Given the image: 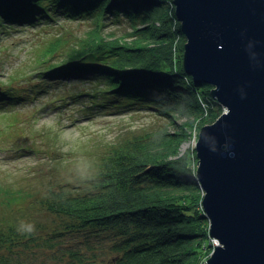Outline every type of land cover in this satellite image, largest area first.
<instances>
[{"label": "trees", "instance_id": "1", "mask_svg": "<svg viewBox=\"0 0 264 264\" xmlns=\"http://www.w3.org/2000/svg\"><path fill=\"white\" fill-rule=\"evenodd\" d=\"M170 1L0 0V34L7 24L35 25L60 17L93 23L63 57L38 71L44 83L36 81L35 91L47 89L45 81L54 78L87 79L95 85V91L86 92L95 95L96 107L151 108L173 127L123 137L99 155L84 183L49 189L41 205L64 217L62 227L20 235L16 224L5 234L0 228V264H34L37 250L69 255V237L79 248L89 240H105L115 253L112 264H204L208 258L213 245L202 208L204 192L195 177L196 152L179 148L195 125L213 122L224 109L212 86L197 83L184 69L186 38ZM107 19L125 22V34L116 33L121 25L108 31ZM7 88L0 89L1 104L5 99L23 103L33 94L14 87V81ZM2 197L14 202L26 194Z\"/></svg>", "mask_w": 264, "mask_h": 264}, {"label": "rangeland", "instance_id": "2", "mask_svg": "<svg viewBox=\"0 0 264 264\" xmlns=\"http://www.w3.org/2000/svg\"><path fill=\"white\" fill-rule=\"evenodd\" d=\"M170 2L175 11L174 0ZM86 19L60 17L35 25L7 24L0 34V89H9L10 81H14V87H26L33 93L23 103L5 101L8 99L0 103V198L4 200V203L0 201V228L4 227V234L10 224L19 226L16 227L19 235L29 226H32V232L39 234L58 230L64 217L41 205L49 189L74 188L84 183V176L99 155L123 137L166 128L173 131L168 118L151 108H128V105L113 110L111 105L96 107V102L92 104V101L97 98L86 92L92 91L95 85L87 79L53 82L54 78L45 81L47 89L35 91L36 81L41 79L38 71L63 57L70 45L77 43L79 37L92 27V21ZM110 19H107L110 24L107 30L121 25L116 28V33L125 34L128 25L125 22L112 24ZM58 44L60 47L56 50ZM180 121L181 118L178 123ZM205 124L194 126L179 152L188 148L196 152V136ZM16 191L26 194V198L12 202L2 197ZM68 236H65V240L70 238L65 248L69 255H61V250H37L31 256L33 263L114 262L115 253L104 244L105 240L98 243L89 240L84 244L85 248H79L81 244ZM210 240L214 246V238ZM26 254L22 253L23 259Z\"/></svg>", "mask_w": 264, "mask_h": 264}, {"label": "water", "instance_id": "3", "mask_svg": "<svg viewBox=\"0 0 264 264\" xmlns=\"http://www.w3.org/2000/svg\"><path fill=\"white\" fill-rule=\"evenodd\" d=\"M183 65L223 112L200 128L195 177L217 241L204 264H264V0H174Z\"/></svg>", "mask_w": 264, "mask_h": 264}, {"label": "bare ground", "instance_id": "4", "mask_svg": "<svg viewBox=\"0 0 264 264\" xmlns=\"http://www.w3.org/2000/svg\"><path fill=\"white\" fill-rule=\"evenodd\" d=\"M173 7H174V4H173ZM175 13V12H174ZM175 17H177L176 16V14H175ZM178 19V18H177ZM178 21L180 22V24H181V21L178 19ZM184 51H185V47H184ZM184 53V52H183ZM184 66V65H183ZM185 69V68H184ZM191 75V74H190ZM192 76V75H191ZM192 78H193V76H192ZM194 79V78H193ZM195 80V79H194ZM196 81V80H195ZM197 82V81H196ZM206 83V82H205ZM209 84V83H208ZM211 85V84H210ZM212 86V88H214V86L213 85H211ZM40 87V86H39ZM211 94H212V92H211ZM212 96H213V94H212ZM214 97V96H213ZM215 98V97H214ZM199 131L200 130H198V133H197V136H196V140H195V144H196V141L198 140V136H199Z\"/></svg>", "mask_w": 264, "mask_h": 264}, {"label": "clouds", "instance_id": "5", "mask_svg": "<svg viewBox=\"0 0 264 264\" xmlns=\"http://www.w3.org/2000/svg\"><path fill=\"white\" fill-rule=\"evenodd\" d=\"M28 230L31 231L32 230V226H29V229Z\"/></svg>", "mask_w": 264, "mask_h": 264}, {"label": "built area", "instance_id": "6", "mask_svg": "<svg viewBox=\"0 0 264 264\" xmlns=\"http://www.w3.org/2000/svg\"><path fill=\"white\" fill-rule=\"evenodd\" d=\"M214 241L216 242L217 240L214 238Z\"/></svg>", "mask_w": 264, "mask_h": 264}]
</instances>
